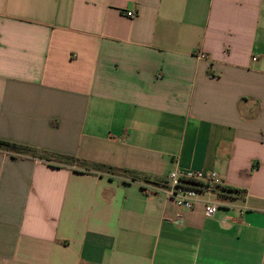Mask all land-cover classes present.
<instances>
[{
    "label": "crops",
    "instance_id": "0c3cea01",
    "mask_svg": "<svg viewBox=\"0 0 264 264\" xmlns=\"http://www.w3.org/2000/svg\"><path fill=\"white\" fill-rule=\"evenodd\" d=\"M0 141V264H264V0H0Z\"/></svg>",
    "mask_w": 264,
    "mask_h": 264
},
{
    "label": "built area",
    "instance_id": "2783aa9c",
    "mask_svg": "<svg viewBox=\"0 0 264 264\" xmlns=\"http://www.w3.org/2000/svg\"><path fill=\"white\" fill-rule=\"evenodd\" d=\"M126 15L131 18L136 16L134 12H127ZM200 57L206 58V55L201 54ZM221 184L220 175L215 171L175 169L169 172L165 182L152 191L161 193L167 200L184 210L193 211L202 205L205 216L214 218L221 207L214 199Z\"/></svg>",
    "mask_w": 264,
    "mask_h": 264
},
{
    "label": "trees",
    "instance_id": "16d2710c",
    "mask_svg": "<svg viewBox=\"0 0 264 264\" xmlns=\"http://www.w3.org/2000/svg\"><path fill=\"white\" fill-rule=\"evenodd\" d=\"M0 150L9 153L13 157H30L32 159H39L42 161H45L49 164H51L54 161H59L64 164H69V165H74L76 163H82L81 160L74 158V157H69V156H62V155H56V154H46L45 152H41L37 149L28 147V146H23L19 144H14L11 142H4L0 141ZM97 169L100 170H106V172H110L111 174H116V173H123L127 174L130 176L132 180H138L139 176L131 171L128 170H122L114 167H109L101 164H95ZM234 191L235 190H231Z\"/></svg>",
    "mask_w": 264,
    "mask_h": 264
},
{
    "label": "rangeland",
    "instance_id": "374dc122",
    "mask_svg": "<svg viewBox=\"0 0 264 264\" xmlns=\"http://www.w3.org/2000/svg\"><path fill=\"white\" fill-rule=\"evenodd\" d=\"M217 199H219V198L217 197Z\"/></svg>",
    "mask_w": 264,
    "mask_h": 264
}]
</instances>
